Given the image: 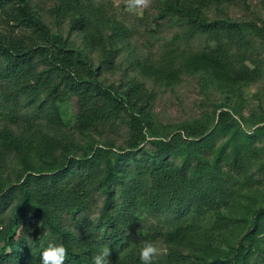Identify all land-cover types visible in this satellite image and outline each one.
Listing matches in <instances>:
<instances>
[{
    "label": "trees",
    "instance_id": "trees-1",
    "mask_svg": "<svg viewBox=\"0 0 264 264\" xmlns=\"http://www.w3.org/2000/svg\"><path fill=\"white\" fill-rule=\"evenodd\" d=\"M49 1L52 23L77 32L98 58L51 32L32 0H0V18L18 29L0 33V264H42L50 241L65 246L64 264H93L105 248L108 264H142L139 249L159 239L165 264H245L261 206L226 258L204 257L230 219L231 176L205 169L207 156L225 154L214 137L232 128L230 109L219 105L210 130L199 121L169 138L153 136L154 92L138 76L170 86L204 72L234 94L264 78V20L232 18L227 8L237 0H155L152 22L171 34L152 53L138 51L131 30L92 0ZM117 42L129 50L134 74L105 83L101 70L116 67ZM87 135L101 143H82ZM27 153L55 165L25 167L4 185L9 159ZM225 158L232 170L244 169L239 145ZM99 195L94 219L88 212ZM144 218L159 228L131 232Z\"/></svg>",
    "mask_w": 264,
    "mask_h": 264
},
{
    "label": "rangeland",
    "instance_id": "rangeland-1",
    "mask_svg": "<svg viewBox=\"0 0 264 264\" xmlns=\"http://www.w3.org/2000/svg\"><path fill=\"white\" fill-rule=\"evenodd\" d=\"M110 16L122 22L132 32L131 41L138 51L151 50L158 53L163 38H169L168 29L159 30L152 22L155 12V0H92ZM32 5L42 17L51 32L56 30L67 38L75 47L80 48L93 58L97 63L98 54L89 51L84 46L80 35L75 31H68L64 23L60 28L56 27L47 10L51 5L49 0H32ZM227 12L232 18L239 20L258 21L264 20V0H237L230 5ZM210 17L216 15L215 10L208 12ZM10 28L17 32V28L8 25L0 18V33L6 34ZM155 34L154 37L151 34ZM194 44H202V40ZM118 49L116 67L109 70L103 68L101 79L105 83L118 84L134 74L128 66L129 50L121 42L115 44ZM260 56L264 63V44L259 42ZM143 79L148 88L154 92L151 104V134L153 136L172 137L199 121H204L210 130L215 127L219 105L225 104L230 109L233 117L232 128L225 134L215 136L216 147H221L224 153L236 144L242 150L244 169L235 171L231 169L225 154L213 153L206 157V170H219L230 174V185L234 192L229 207L230 219L217 234L213 252L204 255L208 260L214 256L226 258L235 246L237 240L245 233L252 218V210L261 206L264 209V78L248 84H242L234 94H227L218 90L211 77L204 72L183 74L179 81L170 86L153 84L149 79ZM226 108V107H224ZM122 139L117 144H122ZM101 143L95 136L87 135L82 143ZM84 145V144H81ZM55 163L50 159L40 158L36 153L13 155L9 159L8 168L3 175L2 183L8 185L15 180L16 174L25 167L32 170L47 169ZM102 196H97L91 204L88 215L96 218L101 205ZM264 211V210H263ZM262 222L255 229V240L251 251L245 255V264H264V212L261 214ZM154 224L151 226V224ZM156 222L151 218L136 221L131 232L140 229L155 227ZM160 249L156 256L160 264H165L167 253L166 244L162 239L155 243Z\"/></svg>",
    "mask_w": 264,
    "mask_h": 264
},
{
    "label": "clouds",
    "instance_id": "clouds-1",
    "mask_svg": "<svg viewBox=\"0 0 264 264\" xmlns=\"http://www.w3.org/2000/svg\"><path fill=\"white\" fill-rule=\"evenodd\" d=\"M139 3L140 0H137ZM160 249L151 241H145L139 249V259L142 264H152ZM110 256L109 249L105 248L102 252L93 257V264H108L107 257ZM66 258V248L64 245L50 241L42 251V264H64Z\"/></svg>",
    "mask_w": 264,
    "mask_h": 264
}]
</instances>
